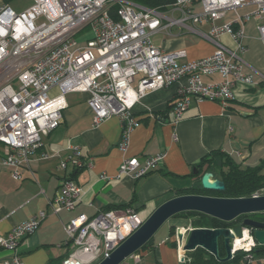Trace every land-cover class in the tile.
I'll return each instance as SVG.
<instances>
[{
  "label": "built area",
  "instance_id": "2783aa9c",
  "mask_svg": "<svg viewBox=\"0 0 264 264\" xmlns=\"http://www.w3.org/2000/svg\"><path fill=\"white\" fill-rule=\"evenodd\" d=\"M31 1L33 4L21 13L8 5L0 6V144L7 150L0 165L10 171L14 181L22 179L32 160L49 158L37 153L43 138L61 124L68 94L88 95L94 127L111 117L120 120L122 133L117 148L125 152L130 133L139 126L132 109L147 94L185 82L178 86V100L172 108L171 124L175 126L191 97L196 103L209 101L226 107L234 100L237 83L253 85L251 76L242 71L238 53L244 51V24L250 19L264 20V0H251L254 10L244 16L236 14L229 23L219 22L248 0H167L163 7L167 12L129 0ZM200 24L208 25L207 33L196 29ZM172 27L209 41L215 51L206 58L187 61L184 50L165 52L154 46L152 37ZM257 32L264 42V24L257 26ZM224 35L235 42V50L221 44ZM83 36L86 39L81 41ZM211 76L220 81L204 82ZM54 90L57 94L52 96ZM82 158L81 150L73 148L59 161V169H82L88 165ZM162 160L161 155L142 161L124 158L116 179L128 176L139 180L156 171ZM80 196L81 189L66 180L49 202L50 211H71ZM260 196H264V188L251 195ZM46 217L47 212L40 211L0 236V249L13 254L3 264H23L18 256L19 243L33 235ZM145 220L132 209L70 219L65 225L70 252L62 264H98ZM178 232L187 234L184 229ZM244 233L248 239L243 247H235V237L230 241L231 255L242 252L243 261L249 262L258 245L248 228H241L238 238L243 239ZM176 246L182 250L177 240Z\"/></svg>",
  "mask_w": 264,
  "mask_h": 264
},
{
  "label": "crops",
  "instance_id": "0c3cea01",
  "mask_svg": "<svg viewBox=\"0 0 264 264\" xmlns=\"http://www.w3.org/2000/svg\"><path fill=\"white\" fill-rule=\"evenodd\" d=\"M250 1L236 12H227L219 23L232 22L236 14L244 16L251 13L255 6ZM2 5L5 4L0 0ZM162 10L167 12L164 8ZM261 24L264 20L250 19L244 24L241 40L244 51L238 53L243 62L242 71L251 76L253 85L237 83L233 89L234 100L226 107L209 101L196 103L191 97L182 120L175 126L171 124L172 108L178 100V86L185 82L147 94L132 109L139 126L130 133L125 152L117 148L122 133L117 117L94 127L93 114L87 104L88 95L71 93L65 97L62 122L43 138L37 153V156L46 154L49 158L32 160L20 181H14L10 171L0 165V236H5L14 226L30 220L38 212H47L37 231L19 243L18 256L23 264H62L70 252L65 225L80 214L93 217L99 212L132 209L147 218L159 205L176 197L178 192L197 187V173L193 170L210 152L224 153L242 169L260 165L264 159V42L259 40L257 26ZM236 28L234 24L233 29ZM196 29L207 33L209 27L200 24ZM85 39L83 36L80 40ZM152 41L154 46L165 52L184 50L187 61L206 58L215 51V46L209 41L176 27L154 35ZM220 42L230 50L236 48L235 42L227 35L222 36ZM203 80L214 83L220 78L211 76ZM56 94L55 90L52 91V96ZM76 147L88 165L79 170L68 168L61 171L59 161ZM6 151L0 144V159L5 157ZM158 155L163 156V160L156 171L139 180L128 176L116 179L124 158L142 161ZM203 173L202 169L200 176ZM260 175L264 176V166ZM66 180L73 181L81 189L80 201L73 210L54 214L50 211L49 202ZM206 194L207 197H218L217 192L207 191ZM110 208L114 209L108 210ZM170 220L148 245L122 264L188 263L186 254L191 252L181 253L177 249L170 229L178 232L184 228H209L198 217L188 216L183 222L172 220L174 222L170 223ZM12 257L11 252L0 249V264L9 262ZM263 259L264 252L254 254L249 262L242 261L243 264H262Z\"/></svg>",
  "mask_w": 264,
  "mask_h": 264
},
{
  "label": "water",
  "instance_id": "95a60500",
  "mask_svg": "<svg viewBox=\"0 0 264 264\" xmlns=\"http://www.w3.org/2000/svg\"><path fill=\"white\" fill-rule=\"evenodd\" d=\"M196 174L197 171L193 170ZM201 188L210 192H223L224 183L214 179L211 173L200 176ZM195 212L224 223H230L240 216L264 214V196L248 198H220L198 195H184L171 198L159 205L143 222L140 228L120 244L107 259L98 264H122L128 257L139 251L172 217L180 213ZM242 227L251 230L258 246H264V221L244 219ZM235 230L218 228H196L186 234V238L178 232L177 243L182 245V252H193L201 249L220 263L232 259L230 241L239 237ZM222 241L225 256H219V244Z\"/></svg>",
  "mask_w": 264,
  "mask_h": 264
},
{
  "label": "trees",
  "instance_id": "16d2710c",
  "mask_svg": "<svg viewBox=\"0 0 264 264\" xmlns=\"http://www.w3.org/2000/svg\"><path fill=\"white\" fill-rule=\"evenodd\" d=\"M12 0H3L5 5H8ZM135 4L140 6H144L147 8H163L165 5L169 3L167 0H129ZM112 17L114 16L113 12H111ZM264 166V159L261 161L260 165L255 168H246L242 169L240 166L236 165L227 155L220 151H213L209 154L202 157L199 164L195 166V170L197 171L196 175V184L197 187H193L186 191H180L176 194L178 196L184 195H198V196H207V191L203 190L200 185V172L204 171V173H211L214 178L222 181L224 183V191L218 193V197L220 198H248L251 195L261 189L264 188V176L260 175V171ZM114 208H110L108 210H112ZM198 217L204 221L207 228L209 229H218V228H226V229H234L236 233L240 231L242 227V221L247 218H253L254 220L264 221V214H254V215H244L240 216L234 221L230 223H224L214 218H210L208 216L195 213V212H185L175 215L174 217ZM254 216H256L254 218ZM237 223L239 225L238 228H232V226ZM197 224V223H196ZM194 224V226L196 225ZM199 224V223H198ZM237 225V226H238ZM236 226V227H237ZM171 236H174V231L170 233ZM151 241V240H150ZM150 241L146 244L148 245ZM219 256L223 258L225 256L222 241L220 240L219 244ZM143 246L142 248H144ZM264 252V246H257L252 250L253 255L256 253ZM186 257L189 259V262H185L186 264H243L244 253L237 252L233 258L226 263H220L216 261L211 255L206 253L201 249H196L191 253H187Z\"/></svg>",
  "mask_w": 264,
  "mask_h": 264
},
{
  "label": "rangeland",
  "instance_id": "374dc122",
  "mask_svg": "<svg viewBox=\"0 0 264 264\" xmlns=\"http://www.w3.org/2000/svg\"><path fill=\"white\" fill-rule=\"evenodd\" d=\"M33 4V2L31 1V0H12L10 3H9V7L14 11V12H16V13H21V12H23L24 10H26L27 8H29L31 5ZM116 211H119V210H116ZM256 216H254V218H255ZM184 218H186V217H183V216H181V217H173V218H171V220H170V223H173L174 221H178V222H183V220H184ZM247 219H253V218H247ZM256 219V218H255ZM172 220H174V221H172ZM198 221H199V219H198ZM168 222V221H167ZM238 224L237 223H235L233 226H232V228H238L239 227V225L237 226ZM237 226V227H236ZM190 230H192V229H190V228H184V231L186 232V233H188ZM172 231H174V236H175V239L177 240V238H176V236H177V233L178 232H176L175 230H174V228H171L170 229V233L172 232ZM185 233V234H186ZM237 235H239V233L237 232ZM185 236V235H184ZM123 243V242H122ZM121 243V244H122ZM180 252L182 253V250H180ZM182 259V262H184L185 260H184V258L182 257L181 258ZM180 259V260H181ZM189 262V261H188Z\"/></svg>",
  "mask_w": 264,
  "mask_h": 264
},
{
  "label": "bare ground",
  "instance_id": "6f19581e",
  "mask_svg": "<svg viewBox=\"0 0 264 264\" xmlns=\"http://www.w3.org/2000/svg\"><path fill=\"white\" fill-rule=\"evenodd\" d=\"M248 239V236L246 233H244L243 239H239L238 237H235V247L236 248H241L246 244V240Z\"/></svg>",
  "mask_w": 264,
  "mask_h": 264
}]
</instances>
